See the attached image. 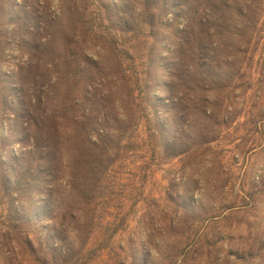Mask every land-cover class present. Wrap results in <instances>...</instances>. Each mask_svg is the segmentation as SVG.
Here are the masks:
<instances>
[{"label": "rangeland", "instance_id": "rangeland-1", "mask_svg": "<svg viewBox=\"0 0 264 264\" xmlns=\"http://www.w3.org/2000/svg\"><path fill=\"white\" fill-rule=\"evenodd\" d=\"M182 1L0 0V36L8 42L0 56V125L3 138L10 140L2 150L10 149L12 161L31 147L21 118L18 69L32 57L42 58L54 64L46 67L45 77L54 76L70 38L66 76L74 84L76 107L82 115L95 110L97 130L88 126L94 140L113 137L103 190L90 205L102 226L128 221L116 240L125 245L122 252L101 251L98 243L91 255L96 261L88 263L81 254L72 263H55L47 246L36 245L47 263L26 252L24 264H253L256 256L255 264H264L259 248L264 242V0H201V48L189 44L180 59L172 43L183 39L189 21L180 13ZM186 2L193 11L199 9L195 0ZM5 10L20 13L8 20ZM152 51L156 62L144 84ZM134 73L142 80L138 85ZM7 78L17 88L9 91ZM147 118L172 144L169 154L144 144ZM23 132L25 140L17 136ZM62 132L72 136L67 126ZM70 146L65 140L60 154L72 153ZM68 176L62 166L55 183L62 192ZM31 196L23 198L30 201ZM32 200L50 204L45 192ZM56 213L62 240L70 237L77 249L70 221L60 208ZM172 220L185 235L169 231ZM34 223L41 232L50 218ZM6 230L13 234L10 224ZM27 233L37 244L30 228ZM13 246L10 241L2 249L0 264H19Z\"/></svg>", "mask_w": 264, "mask_h": 264}, {"label": "trees", "instance_id": "trees-1", "mask_svg": "<svg viewBox=\"0 0 264 264\" xmlns=\"http://www.w3.org/2000/svg\"><path fill=\"white\" fill-rule=\"evenodd\" d=\"M195 1L196 5L198 2L199 9L196 7L194 11L189 8L186 0L181 3L180 13H183L182 15L186 16L189 21L185 27L183 39L180 42L172 43V45L176 46V49L178 48V51L180 50V53H178V58L180 59L181 57L183 59L187 52L185 48L189 44H192L197 50L202 45L201 37L203 32H201V28L203 19L199 16L201 0ZM19 13V11L16 13L14 11L8 14L7 10H5L4 16L9 20L13 16H18ZM153 22H156L155 19H153ZM128 26L132 27L129 23ZM157 35V32H155L154 36ZM70 40V38L66 40L67 49L61 59L63 65L61 64V68L56 70L55 77L50 74L45 77L44 73L46 67L53 66V63L46 65V60L38 58L35 61L33 57L25 64L26 66H20L16 73L18 85H22L24 96L23 101L19 105L22 111L21 118L25 121V127L28 132L27 140L31 143V147L29 149L26 148L17 159L12 158V161H10V149L2 150L3 146H8L10 140L3 138L1 132L2 124L0 125V219L3 218L0 224V238L5 241L0 242V252L4 247L10 246L11 241L14 243V259L19 261V264L25 263L26 252L31 255H37V261L47 263L48 260L45 257L36 253V245L40 247L47 246L51 254L50 259L55 263L59 261L72 263L73 261L71 260L81 254L86 257V262L88 263L92 260L96 261L91 255L96 251L93 246L98 243L101 251L116 249L122 252L125 248V245H120L116 240L127 231V219H121L120 223L117 222L118 220L113 223L107 222L102 226L99 218L96 217V212L92 210L90 205L95 194L101 193L100 191L103 190L101 182L106 168V151L109 146L113 145V137L105 135L102 138V142L94 140L88 130V126L92 124L93 129L97 130L99 121L95 120V110H89L87 114L82 115L76 107L73 96L74 89L72 88L74 84L66 76L71 68L70 50L68 48L71 44ZM7 46L8 42L5 36H0V56H3ZM34 55L38 54L34 53ZM147 56L149 65L148 61L145 62L148 65V69L144 84L149 83L151 78L150 67L156 62L153 51L147 53ZM38 61H40V65L37 63ZM57 63L55 62L56 65ZM134 74L132 78L134 83L138 85L142 80L136 73ZM25 79L34 87L35 96H33V89L31 91V88L27 87ZM3 80L4 78L0 74V84H2ZM7 81L9 91L10 87L12 89L14 87L17 88V85H10V78H7ZM45 81H47V86L44 84L46 83ZM65 86L67 89H65ZM86 92L89 93L88 90ZM34 97H36V100H33ZM81 118L88 120V122L84 124ZM146 121L148 133L146 131L144 144H147L146 146L150 151L158 149L159 152L164 151L169 154L172 144L160 138L158 123L153 121L152 118H147ZM64 126L68 127L72 134L71 137H67L62 132ZM24 134L23 132L17 134V136L25 140ZM65 140L71 145L70 148H74V151L68 156L60 154V149ZM62 166H65V169L69 171L67 190L65 192H62L59 186H55V183L57 184L60 180L59 175ZM12 173L15 176L14 178H12ZM40 192H45L46 196H49L50 204L48 206L33 202L32 198H34V195ZM26 193L29 196L32 195L30 201L23 198ZM55 197L60 199L58 200ZM57 208H60L63 217L68 218L70 221V232H72L78 243L77 249L70 237H67L68 241L64 242L62 240V232L58 227L59 214L56 213ZM43 217H49L50 223L44 225L41 232H39L36 230L38 227L35 226L34 222L40 221ZM9 224L12 226V235H10V230H6ZM110 224L112 227L114 226L111 232L109 229L111 227ZM28 228L35 234L37 244L32 241L30 234L27 233ZM42 230L45 231V234H43ZM95 230L99 232L97 233ZM169 231L176 232L181 236L186 234V230L183 228L176 229V224L173 220ZM93 234L94 237L90 240ZM64 244L65 246L59 247ZM259 248L260 251L264 252V242ZM8 253L10 254L9 250L3 252L5 262L8 261ZM250 256L253 259L254 254L250 253ZM240 259L244 260V256H241ZM257 259L256 256L255 262ZM259 261L263 263L262 259H259Z\"/></svg>", "mask_w": 264, "mask_h": 264}]
</instances>
